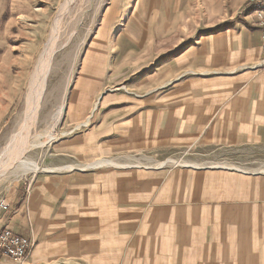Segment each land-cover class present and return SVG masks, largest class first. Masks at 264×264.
<instances>
[{
	"label": "crops",
	"instance_id": "crops-1",
	"mask_svg": "<svg viewBox=\"0 0 264 264\" xmlns=\"http://www.w3.org/2000/svg\"><path fill=\"white\" fill-rule=\"evenodd\" d=\"M247 2L110 0L69 106H122L76 153L264 149L262 34ZM111 83L124 91L106 94ZM62 171L14 188L0 216V231L34 240L24 264H264V165Z\"/></svg>",
	"mask_w": 264,
	"mask_h": 264
},
{
	"label": "rangeland",
	"instance_id": "rangeland-1",
	"mask_svg": "<svg viewBox=\"0 0 264 264\" xmlns=\"http://www.w3.org/2000/svg\"><path fill=\"white\" fill-rule=\"evenodd\" d=\"M199 1L203 0H197V2ZM109 2L110 0H71L65 8L63 5L67 4V0H0L1 164L6 162L4 160H7L9 146L14 145L21 135L20 123L23 118L31 79L40 56L50 40L54 22L59 17L60 12H63L61 16L62 36L65 39L71 38L68 45L56 49L54 53L51 64L52 72L48 76L47 83L49 90L52 87H56L58 90L54 91V98L50 99L52 102L50 101L48 105L49 111L51 109L56 110L59 106L63 95V87L72 75L67 93L65 115L56 128L58 136L55 139L47 136L41 137L40 141L43 147L34 145L38 138L33 137L32 145L27 152V157L41 163L42 168L40 171L37 173L29 172L19 177L8 172L1 174L2 176L0 175V216L6 213L8 197L12 190L17 186H21L22 183H27L29 189L33 178L54 173L49 171L65 173L62 170L88 168L89 164H94L103 159L113 160L119 163L118 166L121 167L137 165L169 169L185 165L202 167L221 165L236 168L242 166L259 170L264 165V149L260 148H211L209 150V148L202 146H194L178 152L159 155H153L152 153L128 154L134 151L138 152V149L132 150L134 148L123 151L122 154L111 156H95L92 154L94 150L91 152L87 149L76 153L72 144L76 140L85 142L83 139L88 136L89 132L94 131L95 128H99L103 124L108 127L113 119L108 117L109 112L122 106L119 103L114 108H108L106 104L98 100L85 107V104L78 102L72 107V113L69 106L75 102L73 89L76 85L78 73L83 70V62L87 51L101 28L102 17ZM247 4L244 8H247ZM209 14L207 11V17L212 16ZM121 23V21H117V25ZM120 28L121 26L114 24L111 30L112 36L117 35ZM82 41H85V43L81 45L77 60L73 64L77 48ZM116 46L117 44L110 46L111 64L106 70L117 69ZM66 50L71 51L68 61L61 67L56 66V61L64 52H67ZM120 91H124L123 84L111 83L110 87L104 92L108 94ZM99 141L101 143L106 140L100 139ZM48 167L53 169L48 170ZM0 256L5 257L1 254Z\"/></svg>",
	"mask_w": 264,
	"mask_h": 264
},
{
	"label": "bare ground",
	"instance_id": "bare-ground-1",
	"mask_svg": "<svg viewBox=\"0 0 264 264\" xmlns=\"http://www.w3.org/2000/svg\"><path fill=\"white\" fill-rule=\"evenodd\" d=\"M70 1L71 0H67V4H64L63 7L66 8L68 2ZM62 13L63 12H60L59 17H57L54 22L50 35V40L47 46L45 47V50L41 54L35 72L32 76L29 90L26 96V104L23 112V118L20 123L21 135L19 137V140H16L17 142H15L14 145L9 146L7 150V160H4L6 162L2 161L3 163H0V175L8 172L19 177L29 172L37 173L38 171H40V169L42 168L41 163H39L35 159L27 157V152L29 151L32 145V138H38L37 142L35 141V144L33 143L34 145L42 146L43 144L40 141L41 137L47 136L51 139H55L58 136L56 128L59 126L60 122L63 120V117L65 115L67 93L69 84L71 83L70 81H72V75L67 79L63 87V95L59 106L56 110L51 109L50 111L48 110V105L51 101L50 99L54 98V91L58 89H56V87H52L49 90L47 79L49 74L52 72L51 64L56 49L68 45L69 40L71 38L70 37L68 39H65L62 36ZM84 43L85 41H82L80 46L77 48L73 64H75L79 55V51L82 47L81 45H83ZM66 51L67 52H64L59 58V60L56 61V66L58 65L59 67H61L68 61V57L71 51ZM105 163L117 166L119 165V163L113 160L103 159L97 161L94 164H89L87 167ZM50 169L53 168L48 167V170Z\"/></svg>",
	"mask_w": 264,
	"mask_h": 264
},
{
	"label": "built area",
	"instance_id": "built-area-1",
	"mask_svg": "<svg viewBox=\"0 0 264 264\" xmlns=\"http://www.w3.org/2000/svg\"><path fill=\"white\" fill-rule=\"evenodd\" d=\"M251 8L256 12V20L262 34L263 58L260 61V66H264V0H249L247 8L243 11ZM34 245L35 242L32 238L22 236L9 228L0 231V254L19 264L25 263Z\"/></svg>",
	"mask_w": 264,
	"mask_h": 264
}]
</instances>
